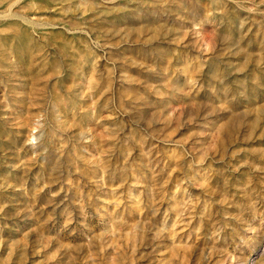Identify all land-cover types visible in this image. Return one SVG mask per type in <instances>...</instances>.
Returning a JSON list of instances; mask_svg holds the SVG:
<instances>
[{
    "label": "rangeland",
    "instance_id": "1",
    "mask_svg": "<svg viewBox=\"0 0 264 264\" xmlns=\"http://www.w3.org/2000/svg\"><path fill=\"white\" fill-rule=\"evenodd\" d=\"M0 264H264V0H0Z\"/></svg>",
    "mask_w": 264,
    "mask_h": 264
}]
</instances>
